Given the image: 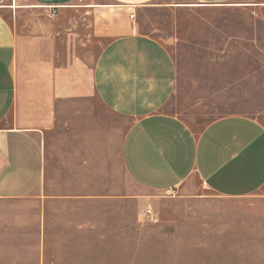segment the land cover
I'll return each instance as SVG.
<instances>
[{"label":"crops","instance_id":"obj_1","mask_svg":"<svg viewBox=\"0 0 264 264\" xmlns=\"http://www.w3.org/2000/svg\"><path fill=\"white\" fill-rule=\"evenodd\" d=\"M229 1L0 0V264L93 260L125 230L132 181L141 198L194 175L224 196L264 187V123L229 114L196 129L167 110L177 65L151 34L122 23L88 72L106 112L126 122L118 141L113 123L90 124L83 99L76 17L97 29L98 17L134 19L131 8ZM63 127L79 133L62 140Z\"/></svg>","mask_w":264,"mask_h":264},{"label":"rangeland","instance_id":"obj_2","mask_svg":"<svg viewBox=\"0 0 264 264\" xmlns=\"http://www.w3.org/2000/svg\"><path fill=\"white\" fill-rule=\"evenodd\" d=\"M127 12L136 17H110L109 23L98 17L97 29L92 17H76L83 30V99L95 115L90 124L113 123L115 141L124 132L126 122L106 112L88 78L98 53L124 31V22L160 39L176 61L178 78L167 110L196 129L229 114L264 123V0L149 5ZM67 129L62 140L79 133ZM131 192L125 230L115 234V244L99 246L93 260L62 264H264V187L241 197L224 196L194 175L145 198L134 196L144 191L132 181Z\"/></svg>","mask_w":264,"mask_h":264},{"label":"built area","instance_id":"obj_3","mask_svg":"<svg viewBox=\"0 0 264 264\" xmlns=\"http://www.w3.org/2000/svg\"><path fill=\"white\" fill-rule=\"evenodd\" d=\"M51 14H55V11H52V13ZM130 17L131 18H134L135 17V14H134V12H131L130 13ZM151 211H152V208L151 207H149L148 209H147V212L148 213H151Z\"/></svg>","mask_w":264,"mask_h":264}]
</instances>
